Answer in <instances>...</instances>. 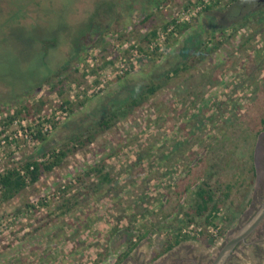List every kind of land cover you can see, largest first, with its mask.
Masks as SVG:
<instances>
[{"label": "rangeland", "instance_id": "374dc122", "mask_svg": "<svg viewBox=\"0 0 264 264\" xmlns=\"http://www.w3.org/2000/svg\"><path fill=\"white\" fill-rule=\"evenodd\" d=\"M190 1L0 0V111L24 109L30 118L62 102L70 112L36 145L0 150V176L25 171L12 197L0 184V264H139L146 238L160 249L204 241L210 254L201 264L213 257L221 241L206 229L219 224L223 240L231 226L262 130L264 3L223 0L104 92L82 100L76 92L88 85L78 72L86 52L97 57L91 74L110 70L121 46L144 49ZM42 87L45 97L32 103ZM58 152L62 161L46 170ZM47 154L31 183L25 163ZM201 187L213 202L197 215ZM189 224L204 232L179 238Z\"/></svg>", "mask_w": 264, "mask_h": 264}, {"label": "built area", "instance_id": "2783aa9c", "mask_svg": "<svg viewBox=\"0 0 264 264\" xmlns=\"http://www.w3.org/2000/svg\"><path fill=\"white\" fill-rule=\"evenodd\" d=\"M223 0H192L186 3L182 8L176 11L166 23L156 30L152 38L148 41L144 49L140 45L132 42L127 49L121 46L120 56L114 62V66L110 70L100 72L98 75H91V69L94 63L97 62L94 50L86 52V56H82L80 60V72L84 79L87 80L88 85L86 88L80 87L79 91L75 90V85H71L72 91L78 93V98L90 99L95 95L104 92L110 84L122 77H124L131 70L141 66V59L145 61L150 59L157 53L163 52V48L167 40L185 25L198 18L203 12L213 6L218 5ZM168 5L160 8L167 10ZM123 43V42H122ZM119 46L116 45V48ZM94 51V52H93ZM88 66V68H87ZM45 97L44 87L33 93V102L38 103L40 98ZM75 95L71 97L70 103L76 102ZM42 100V99H41ZM69 103L53 102L50 106L45 104L43 110L28 118L26 110H21L19 115H16L12 109L9 108L5 111H0V150L4 151L7 148L12 150L20 149L26 145H36L38 137H47L52 131L53 127L62 124L70 117ZM17 146V147H16ZM17 153V152H16ZM47 154L44 158L39 157L36 163H43L48 159ZM32 169V167H31ZM19 175L24 177V170H17ZM219 215V214H218ZM204 232L203 228L199 225L189 224L183 227L178 237H199ZM210 239L214 243H220V225L214 224L206 229Z\"/></svg>", "mask_w": 264, "mask_h": 264}, {"label": "flooded vegetation", "instance_id": "af4514ba", "mask_svg": "<svg viewBox=\"0 0 264 264\" xmlns=\"http://www.w3.org/2000/svg\"><path fill=\"white\" fill-rule=\"evenodd\" d=\"M245 187V199L240 206L235 204L231 226L213 257L204 264H212L225 244L261 214L256 226L238 240L223 264H264V128L254 142Z\"/></svg>", "mask_w": 264, "mask_h": 264}, {"label": "trees", "instance_id": "16d2710c", "mask_svg": "<svg viewBox=\"0 0 264 264\" xmlns=\"http://www.w3.org/2000/svg\"><path fill=\"white\" fill-rule=\"evenodd\" d=\"M141 21H143V20H141ZM186 26L187 25H185V27ZM182 28H180L178 30V32H182ZM55 39H56L55 37L54 38L51 37L50 40L47 39V40H43L41 42L42 43V50H44L43 51L44 53H46L48 51L47 49L51 46V44L54 43ZM154 57H155V55L152 56L150 59H146L145 61H142V59H141L140 62H141V64H145L147 62H151V61H153ZM43 65H46V64L43 62ZM91 75H93V76L97 75L95 73V70L94 71L92 70V74ZM45 79H47V78H45ZM45 79H43L42 81H45ZM154 91H155V89L153 87L147 89V92H149V93H153ZM259 122L261 124V129H263L264 128V118H261ZM56 127H57V125L54 126L53 128H56ZM64 156H65V153L58 152L56 155L53 156V158H52L53 160L51 162H49L48 164L44 165L43 167L46 170H51L52 167H54L60 161H62V158ZM31 167H32V169H31ZM41 167H42L41 164L36 163V162L35 163L34 162L25 163L24 168H25L26 173H27L26 177L29 179V181L31 183H34L35 181L38 180V178H39V176L41 174V170H40ZM102 167H104V166H102ZM102 167L100 168V170L98 169V173L101 176V180L107 182L108 181V179H107L108 175L106 173L102 174L101 172H99V171H102L101 170ZM23 179L24 178L21 177L19 175V173L15 172L14 170H8L2 176H0V184L4 188V196L3 197L5 199H7L9 197H12L15 193L19 192L20 190H22L25 187ZM196 195H197V201H196L195 208H194L193 212L195 214H197V215H203L204 212L206 210H208V208H210V204L213 202L212 191L210 190L209 187H201V188H199L197 190ZM212 206H214V205H212ZM177 242H180V239H176L172 243H167L166 246L164 247V250L170 249Z\"/></svg>", "mask_w": 264, "mask_h": 264}, {"label": "crops", "instance_id": "0c3cea01", "mask_svg": "<svg viewBox=\"0 0 264 264\" xmlns=\"http://www.w3.org/2000/svg\"><path fill=\"white\" fill-rule=\"evenodd\" d=\"M155 243L150 238L141 243L137 253L139 264H201L210 254L209 246L204 247V241L200 240L180 241L168 250L160 249Z\"/></svg>", "mask_w": 264, "mask_h": 264}, {"label": "water", "instance_id": "95a60500", "mask_svg": "<svg viewBox=\"0 0 264 264\" xmlns=\"http://www.w3.org/2000/svg\"><path fill=\"white\" fill-rule=\"evenodd\" d=\"M259 3H264V0H258ZM262 215V214H261ZM260 215V217H261ZM260 217L256 218L251 224H249L246 228H244L238 235L232 237L225 246L221 249L218 256L215 258L212 264H223L226 257L233 250L234 246L238 242L239 239L243 238L247 235L258 223Z\"/></svg>", "mask_w": 264, "mask_h": 264}, {"label": "bare ground", "instance_id": "6f19581e", "mask_svg": "<svg viewBox=\"0 0 264 264\" xmlns=\"http://www.w3.org/2000/svg\"><path fill=\"white\" fill-rule=\"evenodd\" d=\"M215 259V258H214Z\"/></svg>", "mask_w": 264, "mask_h": 264}]
</instances>
